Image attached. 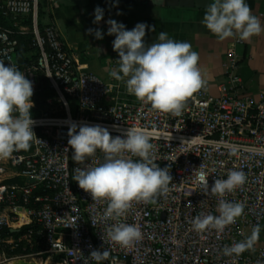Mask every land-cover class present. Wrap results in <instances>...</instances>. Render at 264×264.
Masks as SVG:
<instances>
[{
  "label": "built area",
  "instance_id": "1",
  "mask_svg": "<svg viewBox=\"0 0 264 264\" xmlns=\"http://www.w3.org/2000/svg\"><path fill=\"white\" fill-rule=\"evenodd\" d=\"M39 6V0H0V13L13 24L0 26V60L16 66L18 35L30 33L37 49L36 58L21 70L33 83L30 112L37 138L29 150L0 160V264L35 246L43 248L30 254H52L60 264H97L89 253L104 249L109 256L99 264H264V94L258 100L241 94L239 47L244 40L230 37L217 93L205 84L174 116L129 94L124 81L84 70L55 25L41 22ZM40 82L54 95L33 114ZM73 122L106 127L112 137L123 138L128 127L151 133L155 162L170 170L168 193L155 203L134 201L121 217L142 232V239L129 247L107 241L106 235V243L102 240L115 223L103 218L107 204L92 201L73 179V169L83 167L71 159L67 144ZM95 161L103 162L99 150L86 163ZM230 170L243 171L246 181L223 199L242 204V215L223 232L195 231L194 217L219 215L220 199L203 193L198 174L208 175L210 189ZM256 225L260 231L252 249L225 255V248L245 241Z\"/></svg>",
  "mask_w": 264,
  "mask_h": 264
},
{
  "label": "clouds",
  "instance_id": "2",
  "mask_svg": "<svg viewBox=\"0 0 264 264\" xmlns=\"http://www.w3.org/2000/svg\"><path fill=\"white\" fill-rule=\"evenodd\" d=\"M103 15L104 10L96 7L93 23L98 24ZM202 23L221 41L230 37L247 41L264 31L245 0H213L207 5ZM107 24V35L115 36L113 50L119 56L118 69H112L109 75L117 81H124L127 92L150 104L153 110L179 116L186 100L206 84L198 67L199 54L192 50L189 42L169 38L164 31L158 34L156 42L146 45V29L155 30L146 23H137L131 30H126L124 24L113 19ZM87 32L103 39L99 29L90 28ZM33 94L32 81L14 64L5 66L0 60V160L10 158L15 151L29 150L31 142L37 138L30 112L34 106ZM67 135L71 159L77 165H83L73 169L74 181L90 194L92 201L106 202L103 218L115 221L105 229L102 240L106 243V235L107 241L121 247L139 242L142 239L140 228L122 222L121 217L134 201L155 203L157 196L168 193L172 181L169 168H161L155 162L156 146L150 142L151 133L128 127L123 138L120 135L112 137L106 127L73 122L68 126ZM97 150L103 153V162L86 163L96 156ZM197 179L205 195L220 198L216 209L219 215L200 213L191 221L192 227L197 232L208 229L223 232L244 210L242 204L226 201L223 197L242 186L246 175L243 171L230 170L226 179L216 178L210 189L208 175L203 171ZM259 231L260 227L256 225L245 241L225 248V255H239L252 249ZM89 256L99 264L108 258L109 252L107 249L92 250Z\"/></svg>",
  "mask_w": 264,
  "mask_h": 264
},
{
  "label": "crops",
  "instance_id": "3",
  "mask_svg": "<svg viewBox=\"0 0 264 264\" xmlns=\"http://www.w3.org/2000/svg\"><path fill=\"white\" fill-rule=\"evenodd\" d=\"M44 15L58 30L63 44L74 55L78 65L105 80H114L109 73L118 69V53L113 50L115 36L107 35V21L113 19L131 30L137 23H146L155 30L146 29V45L156 42L158 34L167 32L169 38L189 42L199 54L198 67L210 90L216 94L217 84L225 71V49L231 39L219 40L202 23L207 5L156 6L136 5L123 0H43ZM264 28V0H245ZM104 10L103 19L94 24V10ZM119 13V14H118ZM99 29L103 39L89 35L88 29ZM242 62L238 69L244 87L241 94L258 100L264 94V31L252 36L239 47Z\"/></svg>",
  "mask_w": 264,
  "mask_h": 264
},
{
  "label": "trees",
  "instance_id": "4",
  "mask_svg": "<svg viewBox=\"0 0 264 264\" xmlns=\"http://www.w3.org/2000/svg\"><path fill=\"white\" fill-rule=\"evenodd\" d=\"M39 15H44V1H42V7L40 9L39 6ZM42 25V23H40ZM12 21L6 17H4L0 13V26L4 27H12ZM32 35L30 33L18 35V47L16 49L15 53V63L17 68L21 71L24 67L28 66L31 61H33L36 58L37 49L33 45L32 41ZM54 95V92L47 86L45 82H40L39 89L36 93V108L33 111V114H37L45 104V99L47 97H52ZM29 227H24L22 231L27 230ZM43 247L41 246H35L32 249L26 250L24 253L30 254L34 252L41 251ZM14 253H21L20 250L15 251Z\"/></svg>",
  "mask_w": 264,
  "mask_h": 264
},
{
  "label": "water",
  "instance_id": "5",
  "mask_svg": "<svg viewBox=\"0 0 264 264\" xmlns=\"http://www.w3.org/2000/svg\"><path fill=\"white\" fill-rule=\"evenodd\" d=\"M124 2L134 3L136 5H156V6H200L213 0H123ZM9 62L5 66H10ZM18 231V230H16Z\"/></svg>",
  "mask_w": 264,
  "mask_h": 264
},
{
  "label": "rangeland",
  "instance_id": "6",
  "mask_svg": "<svg viewBox=\"0 0 264 264\" xmlns=\"http://www.w3.org/2000/svg\"><path fill=\"white\" fill-rule=\"evenodd\" d=\"M40 1V9L42 7V1ZM48 21V17L41 16V22L44 24ZM24 260L30 264H60V259L52 254L44 253V254H24L19 258L13 259L10 262H7L5 264H10L12 261H19Z\"/></svg>",
  "mask_w": 264,
  "mask_h": 264
},
{
  "label": "bare ground",
  "instance_id": "7",
  "mask_svg": "<svg viewBox=\"0 0 264 264\" xmlns=\"http://www.w3.org/2000/svg\"><path fill=\"white\" fill-rule=\"evenodd\" d=\"M10 264H30V263L20 259L19 261H15V262L12 261Z\"/></svg>",
  "mask_w": 264,
  "mask_h": 264
}]
</instances>
